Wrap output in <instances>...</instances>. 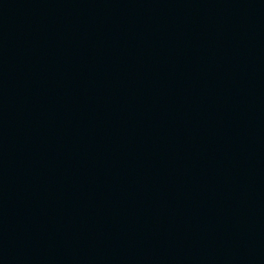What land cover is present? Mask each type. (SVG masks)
I'll use <instances>...</instances> for the list:
<instances>
[{
  "label": "water",
  "instance_id": "water-1",
  "mask_svg": "<svg viewBox=\"0 0 264 264\" xmlns=\"http://www.w3.org/2000/svg\"><path fill=\"white\" fill-rule=\"evenodd\" d=\"M0 264H264V0H0Z\"/></svg>",
  "mask_w": 264,
  "mask_h": 264
}]
</instances>
